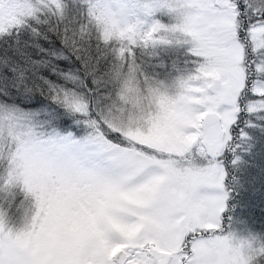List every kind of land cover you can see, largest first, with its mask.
<instances>
[{"label": "snow or ice", "instance_id": "obj_1", "mask_svg": "<svg viewBox=\"0 0 264 264\" xmlns=\"http://www.w3.org/2000/svg\"><path fill=\"white\" fill-rule=\"evenodd\" d=\"M0 264H264V0H0Z\"/></svg>", "mask_w": 264, "mask_h": 264}]
</instances>
